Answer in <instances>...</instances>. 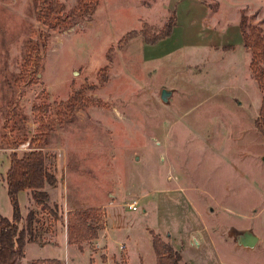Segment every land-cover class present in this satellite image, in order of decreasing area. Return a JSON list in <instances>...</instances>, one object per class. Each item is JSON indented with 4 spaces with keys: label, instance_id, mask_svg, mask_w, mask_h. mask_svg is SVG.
I'll list each match as a JSON object with an SVG mask.
<instances>
[{
    "label": "rangeland",
    "instance_id": "obj_1",
    "mask_svg": "<svg viewBox=\"0 0 264 264\" xmlns=\"http://www.w3.org/2000/svg\"><path fill=\"white\" fill-rule=\"evenodd\" d=\"M59 1L64 13L76 2ZM39 11L34 0H0V217L12 216L8 155L30 147L10 150L2 138L11 105L31 137L33 107L75 93L83 101L44 150L57 178L45 187L47 208L18 195L43 237L14 264H156L154 234L173 235L189 264H264L262 93L238 28L244 13L264 30V0H98L62 33L38 22ZM173 12L171 35L145 44L143 26L161 27ZM27 42L39 68L15 82ZM87 209L97 239L68 244L67 220ZM248 228L259 237L252 250L228 235Z\"/></svg>",
    "mask_w": 264,
    "mask_h": 264
},
{
    "label": "trees",
    "instance_id": "obj_2",
    "mask_svg": "<svg viewBox=\"0 0 264 264\" xmlns=\"http://www.w3.org/2000/svg\"><path fill=\"white\" fill-rule=\"evenodd\" d=\"M40 7L37 16L46 28L53 32L62 33L72 27L74 19H88L91 17L98 4V0H76L69 13H64V7L59 0H34ZM176 25V17L173 12L161 27L143 26L141 35L145 44L154 45L171 35ZM238 28L241 34L243 47L250 54L249 70L260 89L261 108L260 114H264V30L256 24H251L247 16L242 13ZM124 38L122 39L123 42ZM121 44V43H120ZM33 51L34 54H30ZM38 49L32 48L27 42L20 71L15 82L26 80L31 64L37 66ZM81 93H75L67 101L60 104L33 107L35 131L31 137L26 134L25 124L27 118L20 108L11 105L6 115L2 130L3 140L7 148L15 150L21 144L29 143V149L19 156L12 151L9 157V167L5 174L7 195L12 207L11 218L0 217V264H11L12 261L24 257L27 244H42V228L36 226L39 222L36 210L28 209L24 217L18 203V195L28 192L32 201L41 208H47L48 193L45 187L56 185V175L51 171L47 163V149L51 135L62 123V119L73 114L82 105H78ZM52 212V211H51ZM73 217L67 220V242L71 245L83 244L97 239L98 228L92 223L90 215L94 211H72ZM52 214L57 217L56 211ZM152 248L156 256V264H189L182 256L181 251L175 249L169 241H164L158 234L152 235ZM30 264H59L58 260H36Z\"/></svg>",
    "mask_w": 264,
    "mask_h": 264
},
{
    "label": "water",
    "instance_id": "obj_3",
    "mask_svg": "<svg viewBox=\"0 0 264 264\" xmlns=\"http://www.w3.org/2000/svg\"><path fill=\"white\" fill-rule=\"evenodd\" d=\"M169 96L170 91L162 90L160 93V98L164 103H167V98ZM228 235L238 247L243 248L245 250L254 249L259 242V237L255 234L252 228L244 230L231 229ZM14 261H12L11 264H14Z\"/></svg>",
    "mask_w": 264,
    "mask_h": 264
},
{
    "label": "crops",
    "instance_id": "obj_4",
    "mask_svg": "<svg viewBox=\"0 0 264 264\" xmlns=\"http://www.w3.org/2000/svg\"><path fill=\"white\" fill-rule=\"evenodd\" d=\"M28 194H29V193H27L26 195L29 196ZM107 207H108V206H104V208H107ZM63 234H64V236L66 237V234H65V233H62V235H63ZM66 238H67V237H66ZM66 238H65V239H66ZM170 238H171V240H170V241H171V244L173 245V247H175V249L178 250V247H177V244H176V239H175V237H174L173 235H171ZM57 241H58V238H55V239H54V242H55L56 244H58ZM56 244H55V245H56ZM27 245H28V244H27ZM27 245H26V246H27ZM51 245L54 246V244H51ZM180 251H181V250H180ZM181 252H182V251H181ZM182 256H183V255H182ZM183 258H184V257H183ZM39 260H56V259L41 258V259H39ZM184 260H185V259H184Z\"/></svg>",
    "mask_w": 264,
    "mask_h": 264
},
{
    "label": "built area",
    "instance_id": "obj_5",
    "mask_svg": "<svg viewBox=\"0 0 264 264\" xmlns=\"http://www.w3.org/2000/svg\"><path fill=\"white\" fill-rule=\"evenodd\" d=\"M28 145H29V143L27 142V143H25V144H23V145H20L19 148H20V149H21V148H24V150H26L25 148H26ZM130 208H131V210H136V206H135V204H134V205H130Z\"/></svg>",
    "mask_w": 264,
    "mask_h": 264
}]
</instances>
